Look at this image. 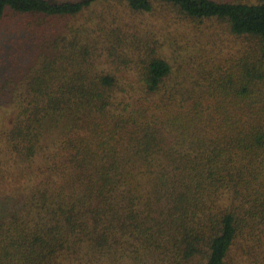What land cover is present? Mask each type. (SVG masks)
<instances>
[{
  "label": "trees",
  "instance_id": "obj_1",
  "mask_svg": "<svg viewBox=\"0 0 264 264\" xmlns=\"http://www.w3.org/2000/svg\"><path fill=\"white\" fill-rule=\"evenodd\" d=\"M0 264H264V0H0Z\"/></svg>",
  "mask_w": 264,
  "mask_h": 264
},
{
  "label": "rangeland",
  "instance_id": "obj_2",
  "mask_svg": "<svg viewBox=\"0 0 264 264\" xmlns=\"http://www.w3.org/2000/svg\"><path fill=\"white\" fill-rule=\"evenodd\" d=\"M166 38H168V42H169V47H168V51H166V55H167V57H168V59L171 61V62H173L174 60H175V56H174V53H173V50H172V48H171V41L173 40V37L172 36H168V34H167V37Z\"/></svg>",
  "mask_w": 264,
  "mask_h": 264
}]
</instances>
